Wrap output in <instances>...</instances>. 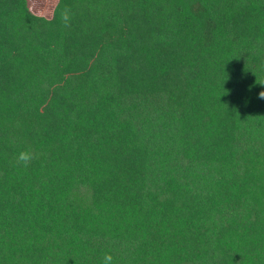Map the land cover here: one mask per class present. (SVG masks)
<instances>
[{
  "label": "trees",
  "instance_id": "16d2710c",
  "mask_svg": "<svg viewBox=\"0 0 264 264\" xmlns=\"http://www.w3.org/2000/svg\"><path fill=\"white\" fill-rule=\"evenodd\" d=\"M261 84L264 0H0V264H264Z\"/></svg>",
  "mask_w": 264,
  "mask_h": 264
},
{
  "label": "clouds",
  "instance_id": "9594fccd",
  "mask_svg": "<svg viewBox=\"0 0 264 264\" xmlns=\"http://www.w3.org/2000/svg\"><path fill=\"white\" fill-rule=\"evenodd\" d=\"M60 18L64 24L65 27H69L72 19V10L71 8L65 6L63 10L60 13ZM264 85V84H261ZM258 97L260 99H264V91L259 92ZM34 159V154L31 151L28 150H22L20 151L16 156V165L27 167L31 161ZM113 257L109 253H105L103 257V264H112Z\"/></svg>",
  "mask_w": 264,
  "mask_h": 264
},
{
  "label": "rangeland",
  "instance_id": "374dc122",
  "mask_svg": "<svg viewBox=\"0 0 264 264\" xmlns=\"http://www.w3.org/2000/svg\"><path fill=\"white\" fill-rule=\"evenodd\" d=\"M57 0H29L30 10L32 13L50 18Z\"/></svg>",
  "mask_w": 264,
  "mask_h": 264
}]
</instances>
